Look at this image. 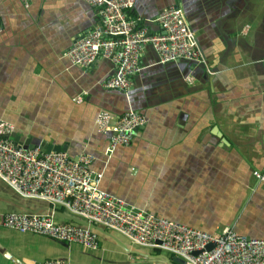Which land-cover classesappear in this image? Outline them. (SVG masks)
I'll return each instance as SVG.
<instances>
[{
	"label": "crops",
	"instance_id": "obj_1",
	"mask_svg": "<svg viewBox=\"0 0 264 264\" xmlns=\"http://www.w3.org/2000/svg\"><path fill=\"white\" fill-rule=\"evenodd\" d=\"M170 5L182 8L205 62L162 63L144 44L130 103L147 122L106 160L108 135L95 117L101 110L120 114L127 98L100 84L114 71L109 59L99 56L86 68L65 55L97 22L96 9L86 0H0V119L31 143L65 144L73 157L93 153L101 187L130 205L205 232L232 228L264 238V180L256 176L264 174V0H134L131 12L160 32L154 18ZM47 205L0 179L3 227L7 212ZM34 241L39 247L31 253L0 244V264L67 256L85 264L76 262L77 243ZM128 246L136 255L113 252L106 262L180 264L169 252Z\"/></svg>",
	"mask_w": 264,
	"mask_h": 264
},
{
	"label": "built area",
	"instance_id": "obj_2",
	"mask_svg": "<svg viewBox=\"0 0 264 264\" xmlns=\"http://www.w3.org/2000/svg\"><path fill=\"white\" fill-rule=\"evenodd\" d=\"M96 9L97 22L76 38L65 55L71 64L90 67L97 57L109 59L114 71L100 81L106 89H117L127 98L128 107L114 115L101 110L95 117L99 132L108 135L103 154L110 158L118 146L129 145L136 127L147 117L130 103L132 75L141 70L139 53L150 44L159 62L180 59L204 63L193 30L177 5L162 8L154 21L160 32L138 25L140 18L129 15L134 0H86ZM2 26L0 24V31ZM187 81L192 77L185 76ZM82 100L81 95L74 98ZM14 125L0 119V179L24 198L46 202L89 223L115 231L133 245L167 251L183 259V264H264V238L238 234L232 228L220 233L205 232L142 208L128 204L100 185L103 172L93 168L95 155L81 152L75 157L66 150L41 151L39 146H15L8 135ZM264 180V174L257 173ZM3 225L21 233H32L52 240L77 243L88 250L99 248V232L88 226L59 218L53 211L40 213L11 211ZM208 244H214L207 249ZM195 251H199L194 254ZM41 264H69L59 258Z\"/></svg>",
	"mask_w": 264,
	"mask_h": 264
},
{
	"label": "rangeland",
	"instance_id": "obj_3",
	"mask_svg": "<svg viewBox=\"0 0 264 264\" xmlns=\"http://www.w3.org/2000/svg\"><path fill=\"white\" fill-rule=\"evenodd\" d=\"M101 226V225H98ZM102 227V226H101ZM111 233L115 234L119 239H121L123 242H125L128 245H132L133 247L137 249H149L145 247H141L138 245H133L131 242L126 239L124 236L121 234L111 231ZM38 236L45 241H48L50 243H56L58 244V241L52 240L50 238H47L45 236L37 235V234H32V233H21L13 229H9L7 227H3L0 225V237H2L0 244L8 247L7 251L11 250L10 245L15 244L19 248H21V251H26L27 253H31V250L37 251V248L39 247V244L37 241H34L38 239ZM99 242L103 250H88L84 249L82 246L76 247L77 248V256H76V262L81 263V261H85V264H100V259L101 261L104 262V264H108L106 261H108L113 254V252H119L121 258H125L127 255H136L133 252H127L125 251L117 242L109 241L105 236L102 234L99 236ZM162 254H167V251L162 250ZM39 255V254H37ZM68 257V256H67ZM59 258L67 261L68 263L71 264V260H68V258ZM118 264V263H114ZM120 264H126L124 261ZM153 264H158L156 262H153Z\"/></svg>",
	"mask_w": 264,
	"mask_h": 264
},
{
	"label": "water",
	"instance_id": "obj_4",
	"mask_svg": "<svg viewBox=\"0 0 264 264\" xmlns=\"http://www.w3.org/2000/svg\"><path fill=\"white\" fill-rule=\"evenodd\" d=\"M141 128H143V125L139 126V127H136L134 129V133L136 131H138L139 129H141ZM8 138L12 140V142H13V144L15 146L25 145V146L30 147V148L39 146L41 151H46V152H49L51 150L59 151V150H66L67 149L65 144H63V145H61V144H51V143H48V142H45V141H42L39 144L38 143H31L30 142V138L22 136V135L16 133L15 131H12L8 135ZM43 209H46L45 211H53L59 218H61L63 220L72 221V222H75V223L80 224V225L88 226L91 229H95L100 234H104V235L110 236L112 238V240L117 242L125 251H127V252H135V250H133L130 246H128V244H126L121 239H119L116 235L110 233L109 231L105 230L101 226H98V225H96L94 223H89V222H87V221H85V220H83V219H81V218H79L77 216L70 215V214L66 213L65 211H63V210L52 209V207H50L49 205H47L46 207L41 206V207H39V210L35 211V212L36 213L43 212ZM25 211H27V210H25ZM213 246H214V244H208L206 246V248L207 249H211ZM198 252L199 251H195L194 254H197ZM5 256L8 257V255H6V254H5ZM175 260L177 262H179L180 264H183V262H184L183 259L178 257V256L175 257Z\"/></svg>",
	"mask_w": 264,
	"mask_h": 264
},
{
	"label": "trees",
	"instance_id": "obj_5",
	"mask_svg": "<svg viewBox=\"0 0 264 264\" xmlns=\"http://www.w3.org/2000/svg\"><path fill=\"white\" fill-rule=\"evenodd\" d=\"M129 15H131V16H136V15H134L131 11L129 12ZM138 23V25H142L143 24V22H142V20H140V21H138L137 22ZM109 90H117V89H109ZM119 91V90H118ZM124 95V94H123ZM122 113V112H121ZM63 208H60V210H62ZM156 251H159V250H156Z\"/></svg>",
	"mask_w": 264,
	"mask_h": 264
},
{
	"label": "clouds",
	"instance_id": "obj_6",
	"mask_svg": "<svg viewBox=\"0 0 264 264\" xmlns=\"http://www.w3.org/2000/svg\"><path fill=\"white\" fill-rule=\"evenodd\" d=\"M98 225V224H97ZM103 227V226H102ZM104 228V227H103ZM106 230V229H105Z\"/></svg>",
	"mask_w": 264,
	"mask_h": 264
}]
</instances>
